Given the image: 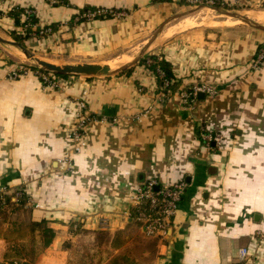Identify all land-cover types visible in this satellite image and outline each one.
<instances>
[{
  "label": "crops",
  "instance_id": "crops-1",
  "mask_svg": "<svg viewBox=\"0 0 264 264\" xmlns=\"http://www.w3.org/2000/svg\"><path fill=\"white\" fill-rule=\"evenodd\" d=\"M222 1L250 12L264 6ZM18 6L37 16L31 29L10 16ZM183 7L180 0H0V36L27 34L24 46L36 56L100 62L142 48ZM88 8L124 14L88 19ZM188 18L168 21L144 55L170 62L167 80L137 62L129 74L67 76L53 88L20 48L0 42V187L28 196L22 208L0 214V264H110L136 237L149 239L133 214L134 191L147 179L187 187L168 236L153 254L132 255L137 264H264V57L255 65L264 31L188 25ZM200 82L216 93L184 103L181 93ZM83 114L90 120L76 152L71 131ZM209 134L221 135L220 145ZM67 153L69 171L61 162ZM42 218L55 231L47 247L29 226ZM98 230L122 242L99 243Z\"/></svg>",
  "mask_w": 264,
  "mask_h": 264
},
{
  "label": "built area",
  "instance_id": "built-area-1",
  "mask_svg": "<svg viewBox=\"0 0 264 264\" xmlns=\"http://www.w3.org/2000/svg\"><path fill=\"white\" fill-rule=\"evenodd\" d=\"M185 4L197 5L200 3L207 4H225L222 0H180ZM27 13H30V9H26ZM101 14H111V15H123L124 12H115L106 8H97L95 10H90L85 13V17L88 19L97 17ZM26 17H24V20ZM28 24H26L27 26ZM51 29L49 27L40 29V33H48ZM264 57L261 53L255 65L260 63V60ZM39 77L46 86L53 88H58L62 86L63 83L68 84V78L60 75H54L51 73H45L39 70ZM17 73H14L16 75ZM216 87L207 82L195 83L189 90L183 91L181 93V98L184 103H189L192 98L196 97L199 93H207L209 95L216 93ZM80 107L86 109V105L80 101ZM90 118L87 115L83 116L78 120L76 126L71 131V137L77 142L74 151L80 152L81 147L84 145L83 131L88 123ZM208 141L216 142V144L221 143L222 136L219 134H209L206 136ZM62 164L69 171L72 167V155L67 153L61 160ZM187 187V182L184 180L176 181L172 184H161L156 179H147L137 186L133 194V208L136 211L134 218L137 222L140 223L142 232L147 237H155L159 240L165 239L170 231V228L173 226L174 217L176 216L180 204L183 200V196ZM13 199H16L17 196L25 192V189L20 187L13 191ZM10 190L7 186L0 187V200L9 195ZM101 225L105 227L106 220L101 221ZM257 235L262 237L263 233L258 231ZM249 255L248 248H242L240 250V260H248L247 256ZM12 264H18L14 262Z\"/></svg>",
  "mask_w": 264,
  "mask_h": 264
},
{
  "label": "trees",
  "instance_id": "trees-1",
  "mask_svg": "<svg viewBox=\"0 0 264 264\" xmlns=\"http://www.w3.org/2000/svg\"><path fill=\"white\" fill-rule=\"evenodd\" d=\"M217 5H220L219 2H216ZM97 8H88L86 9L87 11L90 10H95ZM86 10H84L83 12H85ZM10 16L12 18H14V20L21 24V26L23 28H25L26 30H28L29 28L31 29L34 26V23L37 20V16L35 15L34 12H30L27 13L26 12V8L24 7H15L10 11ZM104 16H111V14H101L99 15V17H104ZM24 17H26V19L24 20ZM26 24H28L26 26ZM27 34L26 35H20L17 34L16 32H12V37L18 41L19 43H21L22 45H25V41L27 39ZM138 64L140 65H145L147 66L149 69L153 70L154 72H156L159 76L161 80H167V79H172L173 78V71H172V67L169 61H167L166 59H158V57L155 54L152 55H147L145 57H143ZM133 67H129L125 70L122 71V73H127L129 74L132 71ZM160 71H159V70ZM45 72V71H42ZM161 72L163 74H161ZM47 73V72H45ZM63 77H67L68 75H60ZM14 194H9L4 196L1 200H0V214L1 213H5L6 211H10L17 208H22L27 200H28V196L26 194V191L23 192L21 195L17 196L16 199H13ZM133 214H136V211L133 210ZM137 222V221H136ZM139 223V222H137ZM140 225V223H139ZM30 229L32 230H40L41 232V240H42V246L43 247H47L50 242L52 241V239L55 236V231L54 229H52L51 227L48 226V220L46 218H42L40 220H31L30 221ZM119 233L116 234L115 237H113L108 231L106 230H98L96 232V238L97 241L99 243L102 242H108L110 241V238H114L113 242L115 244H118L120 242H122V240L120 239ZM149 239H145V238H140V237H136L135 239V246L131 249V251L129 253L125 252H120L118 255H116L114 258H112L111 263L110 264H137L133 258H131L132 255H136L139 256L140 254H142L145 250L150 251L152 254L155 252L156 250V244L158 239L155 237H148ZM127 248V247H126ZM125 248V249H126ZM18 261V260H15Z\"/></svg>",
  "mask_w": 264,
  "mask_h": 264
},
{
  "label": "water",
  "instance_id": "water-1",
  "mask_svg": "<svg viewBox=\"0 0 264 264\" xmlns=\"http://www.w3.org/2000/svg\"><path fill=\"white\" fill-rule=\"evenodd\" d=\"M201 8H210L212 10H215L219 14L226 15L229 17H232L234 19H240L243 22L247 23L248 25L264 31V24L250 18L249 16L242 14L239 11H235L232 9H228L227 7H223L221 5L216 4H207V3H200L194 6L191 10H183L181 12H178L176 14H173L170 16L167 20H165L159 28L154 32L152 37L149 39V41L139 50H136L137 48H133L129 50L128 52L118 55L116 57L119 58H113L100 61V62H90V61H82V62H59L56 60L48 61L38 58L34 53H32L28 48H26L24 45L17 41L13 40H7L0 36V42L12 44L22 50V52L25 54L26 58L30 60L32 63H34L33 66H35L38 70L45 71L54 75H68V76H88V77H106L111 76L114 74H117L133 65H135L137 62H139L144 55L146 54L148 48L151 46V44L154 42L158 34L161 32L163 26L170 20L180 18L182 16L187 15L188 13L201 9ZM135 51V52H133Z\"/></svg>",
  "mask_w": 264,
  "mask_h": 264
},
{
  "label": "rangeland",
  "instance_id": "rangeland-1",
  "mask_svg": "<svg viewBox=\"0 0 264 264\" xmlns=\"http://www.w3.org/2000/svg\"><path fill=\"white\" fill-rule=\"evenodd\" d=\"M220 5L223 6V7H227L228 9H232V10H235V11H239L242 14H245V15H247V13H250V11H246L245 8L238 7V6H235V5H231V6L230 5H226V4H220ZM194 6L195 5H193V4L192 5L185 4V7H183V10H191L192 8H194ZM253 9L262 10V9H264V6L254 7ZM187 15H189L190 18H188L186 20H189V19L190 20H193L192 24H188V25H193V24L196 23V24H199V26H212V27H215V28H224V27L234 26V25H237V24H246V25H248L247 23H245L243 21L242 22H240V21L233 22L232 19H234V18L229 17V16H226V15L219 14L218 12H216L215 10H212L210 8H201V9L192 11V12L188 13ZM136 50H139V47ZM133 52H135V51H133ZM21 56H22V59L26 63L33 64L34 65V63H32L30 60H28L25 57V55L22 54ZM37 57L40 58V59H43V60H48V61L56 60L54 58L52 59V58H48V57H45V56H37ZM113 58L114 57H112L110 59L113 60ZM115 58L117 59L119 57H116L115 56ZM56 61H59V62H68V61H62V60H56ZM73 62H82V61L74 60ZM145 237L147 238V236H145ZM95 239L97 241V238L96 237H95ZM84 252H89V251L88 250H85ZM92 253L95 254V252H92Z\"/></svg>",
  "mask_w": 264,
  "mask_h": 264
},
{
  "label": "bare ground",
  "instance_id": "bare-ground-1",
  "mask_svg": "<svg viewBox=\"0 0 264 264\" xmlns=\"http://www.w3.org/2000/svg\"><path fill=\"white\" fill-rule=\"evenodd\" d=\"M247 16H249L250 18L264 24V10H255V11H252L250 13H247ZM231 19V18H230ZM233 22H242V20L240 19H232ZM193 20H185V24H192Z\"/></svg>",
  "mask_w": 264,
  "mask_h": 264
}]
</instances>
